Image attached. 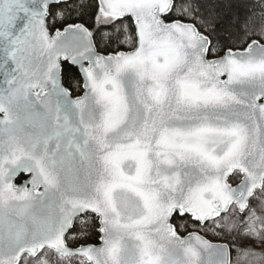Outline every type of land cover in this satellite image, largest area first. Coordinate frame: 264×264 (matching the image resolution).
<instances>
[{"label": "snow or ice", "instance_id": "obj_1", "mask_svg": "<svg viewBox=\"0 0 264 264\" xmlns=\"http://www.w3.org/2000/svg\"><path fill=\"white\" fill-rule=\"evenodd\" d=\"M0 264H264V0H0Z\"/></svg>", "mask_w": 264, "mask_h": 264}, {"label": "trees", "instance_id": "obj_2", "mask_svg": "<svg viewBox=\"0 0 264 264\" xmlns=\"http://www.w3.org/2000/svg\"><path fill=\"white\" fill-rule=\"evenodd\" d=\"M87 2L91 3V0H87ZM240 11L243 12V9H240ZM90 13H91V10H87L80 20H77L74 22H82V23L87 24L89 27H92L93 22H92ZM49 23L51 24V20H49ZM79 79L80 78H79L78 73L71 78L67 74L65 75V78H64L65 86L71 85V90H72L73 96H77V95L81 94V81H80V86L79 87L76 86V81ZM98 239H99V236L93 233L92 235H90L87 242L92 243V244H97ZM72 246L78 247L79 243H74V244H72Z\"/></svg>", "mask_w": 264, "mask_h": 264}, {"label": "water", "instance_id": "obj_3", "mask_svg": "<svg viewBox=\"0 0 264 264\" xmlns=\"http://www.w3.org/2000/svg\"><path fill=\"white\" fill-rule=\"evenodd\" d=\"M80 95H83L82 80H81V94ZM27 178H28L27 174H20V176L17 179H15L13 182L16 183L17 185H20V184H23L24 180ZM98 243H99V239H98ZM213 243H217V242H213Z\"/></svg>", "mask_w": 264, "mask_h": 264}, {"label": "rangeland", "instance_id": "obj_4", "mask_svg": "<svg viewBox=\"0 0 264 264\" xmlns=\"http://www.w3.org/2000/svg\"><path fill=\"white\" fill-rule=\"evenodd\" d=\"M201 234L205 235V237L212 242H221L216 237H214L211 233H201Z\"/></svg>", "mask_w": 264, "mask_h": 264}]
</instances>
